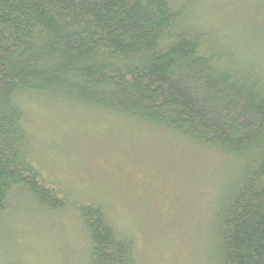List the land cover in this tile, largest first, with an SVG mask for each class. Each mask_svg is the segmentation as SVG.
<instances>
[{
    "label": "trees",
    "instance_id": "obj_1",
    "mask_svg": "<svg viewBox=\"0 0 264 264\" xmlns=\"http://www.w3.org/2000/svg\"><path fill=\"white\" fill-rule=\"evenodd\" d=\"M191 16L181 0H0V215L19 193L42 210L74 207L89 264H137L101 206L71 203L31 164L14 98L46 95L233 158L211 250L216 264H264V74Z\"/></svg>",
    "mask_w": 264,
    "mask_h": 264
},
{
    "label": "rangeland",
    "instance_id": "obj_2",
    "mask_svg": "<svg viewBox=\"0 0 264 264\" xmlns=\"http://www.w3.org/2000/svg\"><path fill=\"white\" fill-rule=\"evenodd\" d=\"M181 2L191 7L195 27L213 30L217 42L230 46V59L264 74V0ZM14 100L31 164L71 203L101 206L117 232L133 240L137 264H216L211 227L233 178V158L61 98L17 94ZM16 197V206L0 215V264H89L74 207L47 211Z\"/></svg>",
    "mask_w": 264,
    "mask_h": 264
}]
</instances>
